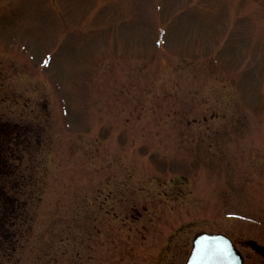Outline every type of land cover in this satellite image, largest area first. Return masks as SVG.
Masks as SVG:
<instances>
[{
    "label": "rangeland",
    "instance_id": "374dc122",
    "mask_svg": "<svg viewBox=\"0 0 264 264\" xmlns=\"http://www.w3.org/2000/svg\"><path fill=\"white\" fill-rule=\"evenodd\" d=\"M0 157V264H184L200 233L260 264L264 0H0Z\"/></svg>",
    "mask_w": 264,
    "mask_h": 264
},
{
    "label": "trees",
    "instance_id": "16d2710c",
    "mask_svg": "<svg viewBox=\"0 0 264 264\" xmlns=\"http://www.w3.org/2000/svg\"><path fill=\"white\" fill-rule=\"evenodd\" d=\"M2 158L0 157V163ZM1 176V172H0ZM2 184V183H1ZM0 184V254L9 257L18 245L20 239L19 228L26 220L27 201L24 196V183L21 177L16 176V181L11 186V195H7L6 188ZM15 219V221L13 220ZM1 261V260H0Z\"/></svg>",
    "mask_w": 264,
    "mask_h": 264
},
{
    "label": "water",
    "instance_id": "95a60500",
    "mask_svg": "<svg viewBox=\"0 0 264 264\" xmlns=\"http://www.w3.org/2000/svg\"><path fill=\"white\" fill-rule=\"evenodd\" d=\"M184 264H242V259L224 235L200 233L193 238Z\"/></svg>",
    "mask_w": 264,
    "mask_h": 264
},
{
    "label": "flooded vegetation",
    "instance_id": "af4514ba",
    "mask_svg": "<svg viewBox=\"0 0 264 264\" xmlns=\"http://www.w3.org/2000/svg\"><path fill=\"white\" fill-rule=\"evenodd\" d=\"M232 243L234 244L233 241H232ZM241 246H242L241 247L242 249H243V247L247 248V250L249 249V251L252 252L257 258L261 259L260 261H262V262L260 264H264V247L263 246L257 244L254 241H244V242L242 241V245ZM236 250H237L238 254L240 255V257L242 259V264H248L247 263V260H248L247 256H245L241 252L240 248L239 249L236 248Z\"/></svg>",
    "mask_w": 264,
    "mask_h": 264
}]
</instances>
